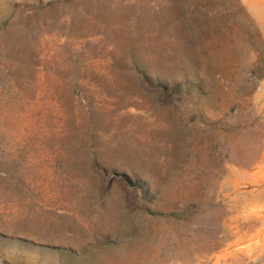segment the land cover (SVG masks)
<instances>
[{
  "label": "rangeland",
  "instance_id": "374dc122",
  "mask_svg": "<svg viewBox=\"0 0 264 264\" xmlns=\"http://www.w3.org/2000/svg\"><path fill=\"white\" fill-rule=\"evenodd\" d=\"M0 264H264V0H0Z\"/></svg>",
  "mask_w": 264,
  "mask_h": 264
}]
</instances>
